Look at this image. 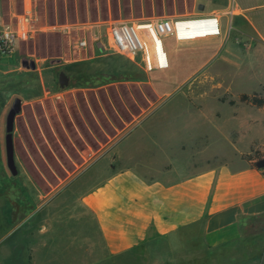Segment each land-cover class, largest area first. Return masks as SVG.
Returning a JSON list of instances; mask_svg holds the SVG:
<instances>
[{"label":"rangeland","instance_id":"374dc122","mask_svg":"<svg viewBox=\"0 0 264 264\" xmlns=\"http://www.w3.org/2000/svg\"><path fill=\"white\" fill-rule=\"evenodd\" d=\"M261 3L264 0H36V36L0 59V225H7L10 212L18 216L11 222L15 230L5 240L0 236L2 264L30 261L27 249L36 238L29 232L38 229L47 208L41 195L62 179L79 172L72 179L87 181L81 188L75 185L84 192L114 168L139 165L140 171L156 176V169L170 166L181 175L186 162L203 164L204 156L233 154L227 133L235 118L245 113L264 116V108L238 101L241 91L249 92L243 98L264 99V87H258L264 82V54L256 52L249 59L245 53L256 43L251 35L258 34L251 7ZM23 5L24 0H0V30ZM211 14L219 15L229 41L208 51L196 48L199 43L176 44L175 35L162 37L171 65L167 69L150 72L138 59L108 46L107 30L114 21L169 18L178 23ZM147 33L150 44L151 31ZM84 38L88 45L80 47ZM149 53L148 66L163 68L151 63ZM226 56L231 58L228 63ZM61 71L68 75V85L61 86ZM206 71L217 77L216 86L201 84ZM207 135V153L197 154ZM193 140L198 145H191ZM62 192L47 209L54 213L55 227L63 229L60 220L74 209V196ZM69 237L59 235L63 242ZM8 248L10 255L5 251L1 257ZM260 252L264 256V249ZM219 253L210 251L211 262L223 256ZM78 256L81 260L74 264H88L83 254ZM178 261L185 264L180 257Z\"/></svg>","mask_w":264,"mask_h":264},{"label":"crops","instance_id":"0c3cea01","mask_svg":"<svg viewBox=\"0 0 264 264\" xmlns=\"http://www.w3.org/2000/svg\"><path fill=\"white\" fill-rule=\"evenodd\" d=\"M251 9L250 16L258 34L251 35V40L255 39L256 43L245 52L249 59L256 52L264 54V3ZM196 19L208 21L181 24L179 36L184 29L217 27L216 31L188 37L185 42L175 36L176 44L199 43L196 48L210 51L223 48L229 41L223 34L219 15L193 20ZM159 40L164 65L163 68H152L150 72L171 66L165 41ZM228 61L231 58L226 56L224 63ZM139 64L147 68L143 63ZM203 76V86L213 85L217 80L209 71ZM217 85L222 86V83ZM258 87H264V82H259ZM248 93L240 92L239 103L263 109L264 105L243 98L242 95ZM157 96L160 97L159 93ZM235 102L234 99L230 103ZM227 134L232 155L204 156L200 159L203 164H193L191 160L185 163L187 171L181 175L176 167L156 169L154 176L140 171L142 166L129 165L114 168L106 178L91 183L84 192L75 185L77 183L81 188L87 181L83 179V182L80 176L72 179L79 172L62 179L40 199L48 208L59 199L58 196L61 197L62 191H69L74 196L70 204L74 209L62 216L63 229L53 224L54 213L43 209L40 226L29 232L36 240L28 244L30 261L25 264H74L81 260L78 255L82 254L88 264H134L137 259L141 264H177L179 257L185 264H264L260 252L264 249V174L256 166L254 157L257 151L264 152V116L240 114ZM206 139L201 148L198 146L201 150L198 149L197 154L207 153L208 135ZM198 143L191 141V145ZM177 145L186 148L184 142ZM33 201H37L36 198ZM10 213L6 218L7 225H0V236L4 240L16 228L11 222L18 216L13 211ZM84 216L87 217L84 219ZM90 224L93 227H89ZM62 232L70 235L68 242L60 240ZM215 250L223 255L219 257L222 260L216 258L211 262L209 253ZM5 251L10 255L9 248L3 249L1 257ZM46 251L48 255H44Z\"/></svg>","mask_w":264,"mask_h":264},{"label":"built area","instance_id":"2783aa9c","mask_svg":"<svg viewBox=\"0 0 264 264\" xmlns=\"http://www.w3.org/2000/svg\"><path fill=\"white\" fill-rule=\"evenodd\" d=\"M37 20L36 0H24L22 12L15 14L12 22L6 24L4 29L0 30V59L13 54L18 45L36 36L39 31L36 26ZM141 24L151 25L161 39L162 37L175 35L180 41L185 42L188 40L187 37L179 36L177 23L169 18H158L146 23L118 20L112 22L107 30L110 49L125 54L132 59H138L140 63L145 65L146 42L142 34ZM87 45L86 38L79 41L80 47H86ZM147 69L149 68L147 67Z\"/></svg>","mask_w":264,"mask_h":264},{"label":"bare ground","instance_id":"6f19581e","mask_svg":"<svg viewBox=\"0 0 264 264\" xmlns=\"http://www.w3.org/2000/svg\"><path fill=\"white\" fill-rule=\"evenodd\" d=\"M199 22V21H208L205 19H186V20H181L177 23V31L179 34V26L182 25H188V24H192V22ZM217 23V21H216ZM217 26V24H216ZM141 28H142V34L144 37V40L146 42V58H145V65L149 68L152 69L148 66V62H147V55H148V51L150 52V60L152 64H163V51L161 46L159 45L160 43V37L156 34V32L154 31L153 27L149 24H141ZM150 29L151 31V41L149 44V40L147 39V31ZM217 28L215 29H207V28H200V29H191V30H182V32H180V36L183 37H194V36H198V35H206L210 32H214L216 31ZM159 37V38H158ZM149 44V45H148Z\"/></svg>","mask_w":264,"mask_h":264},{"label":"water","instance_id":"95a60500","mask_svg":"<svg viewBox=\"0 0 264 264\" xmlns=\"http://www.w3.org/2000/svg\"><path fill=\"white\" fill-rule=\"evenodd\" d=\"M205 8V4L201 3L199 4V9L203 10ZM26 64V62H24ZM59 82L61 84V86H65L69 84V77L66 74L65 71H61L59 74ZM12 119H13V112L10 114L9 116V128L11 127L12 124ZM7 150H8V155L11 157L12 155V145H11V141L8 138L7 139ZM256 166L260 169L264 168V158H261L259 160L256 161Z\"/></svg>","mask_w":264,"mask_h":264},{"label":"trees","instance_id":"16d2710c","mask_svg":"<svg viewBox=\"0 0 264 264\" xmlns=\"http://www.w3.org/2000/svg\"><path fill=\"white\" fill-rule=\"evenodd\" d=\"M244 99L248 100V101H251V102H253V103H255V104L259 105V106L264 105V99L257 98V95H254L252 97L245 96ZM254 157H255L256 160H259L261 158H264V154H263V152L257 151L255 153ZM262 171H263V174H264V168H262Z\"/></svg>","mask_w":264,"mask_h":264}]
</instances>
